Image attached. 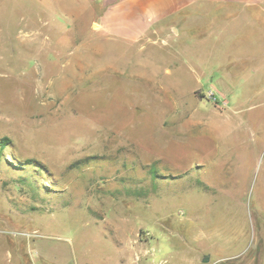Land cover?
Returning <instances> with one entry per match:
<instances>
[{"label":"rangeland","instance_id":"1","mask_svg":"<svg viewBox=\"0 0 264 264\" xmlns=\"http://www.w3.org/2000/svg\"><path fill=\"white\" fill-rule=\"evenodd\" d=\"M67 3L0 0V264H264L260 33L150 63Z\"/></svg>","mask_w":264,"mask_h":264},{"label":"crops","instance_id":"2","mask_svg":"<svg viewBox=\"0 0 264 264\" xmlns=\"http://www.w3.org/2000/svg\"><path fill=\"white\" fill-rule=\"evenodd\" d=\"M59 11H96L100 32L115 39L128 56L158 63L147 46L159 40L167 43L187 32L229 33L234 30L260 33L264 44V0H67ZM257 37V36H256ZM170 55L166 50L164 55ZM249 219L239 221L232 235L214 253L222 258L242 255L250 238ZM234 234V235H233Z\"/></svg>","mask_w":264,"mask_h":264},{"label":"bare ground","instance_id":"3","mask_svg":"<svg viewBox=\"0 0 264 264\" xmlns=\"http://www.w3.org/2000/svg\"><path fill=\"white\" fill-rule=\"evenodd\" d=\"M134 251V250H133Z\"/></svg>","mask_w":264,"mask_h":264}]
</instances>
